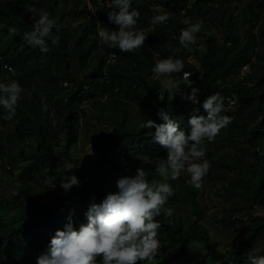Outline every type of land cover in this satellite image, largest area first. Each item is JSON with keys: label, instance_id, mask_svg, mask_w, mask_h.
I'll use <instances>...</instances> for the list:
<instances>
[{"label": "trees", "instance_id": "trees-1", "mask_svg": "<svg viewBox=\"0 0 264 264\" xmlns=\"http://www.w3.org/2000/svg\"><path fill=\"white\" fill-rule=\"evenodd\" d=\"M165 1L173 4L184 20L175 21L174 23L169 20L168 24L165 25V28L168 29L157 25L154 36L162 34L164 36L163 41L171 40V48H174L179 41L171 39L169 30L180 34V30L188 26V21L194 23L197 19L206 18L211 13L212 0ZM61 3L62 0H48L47 4H43L47 5L50 18H55L54 11ZM80 3V0H75L73 9L70 12H61L57 19V22L61 25L60 29H62L63 22L67 21L71 14L77 15L76 11ZM29 5V0H0V36L5 38V43L0 47V79L7 77H1L2 73L11 76V73L2 69V64L5 63L15 68L17 76L13 79L19 80L22 86L23 79L34 75L41 76L44 82L54 86L59 76L60 79L75 83L74 90L65 99H59L58 105H56V115L62 117V129L64 130L63 153L65 157H68L70 150L80 137V120L84 114L79 105L80 99L85 96H90L91 99L97 96L111 98L112 92L117 90L118 85L123 81V76L117 74L114 67H112L116 62L112 65L105 64L107 55L115 52L116 57L121 54L129 61H135L138 64L141 61L138 60V55L120 53L117 49H106L103 56L98 60L97 66L90 73L79 76L74 70L77 68L72 67V62L69 59L71 56L74 59L76 58L77 65L86 63L93 46H81L79 41H76L73 46L80 48L82 53L80 54L77 51V54H71L67 49V42L62 35L58 34L56 28L53 29V36L59 37V44H52L49 40L51 49L49 53L42 54L39 49H33L24 44L21 39L23 28L31 23V16H35V23L39 19L40 13L37 10L32 12ZM133 7L141 11V17L143 15L151 16L155 13L144 1L137 2V0H133ZM245 8L247 12L246 22L250 26L262 10V0H246ZM85 10L84 5L82 11ZM19 11H28V13L25 17H22ZM140 19L138 26L142 28L144 26L140 25ZM94 20L93 17H90V22H94ZM99 22L103 27L107 26L106 18L99 16ZM219 24L222 27L223 38L221 44L212 35L207 34L202 36V50L185 51V54L193 56L202 71V76L198 75L194 66H185V70L187 72L192 71V86L201 89V102L206 98L205 93L222 92L234 97L239 107L245 110H254L260 115L261 120L255 122L249 129V135L245 142L254 152L253 157L257 167L256 177L249 182L251 201L253 205L264 211V23L261 24L258 33L255 34L250 31L243 44L232 14L222 18ZM9 26H16L19 29V34L14 38L8 37L7 29ZM197 35L199 37L200 33ZM156 40V37L149 38L147 47L143 46L141 48V54L148 62L151 61L155 53H161L162 51V44L154 47ZM34 59L38 66L31 68V62ZM43 59L54 60V71L58 69L61 62L64 63V68L61 72L50 71L47 66L42 64ZM244 66H248V69L251 68L252 70L238 82H234L233 78L238 75L240 69ZM45 71L48 73L46 77H44ZM186 81L180 87L190 92L191 88H188ZM134 88H136V85ZM160 88L161 84L156 80L152 87L148 88L143 95H140L137 104L144 109V115L140 117L136 126H132L129 122V114L121 110L119 121L113 123L114 133L107 136L101 133L96 137L94 148L98 154V160L92 165L93 172L84 179L82 177L85 172L79 167L73 166L67 170L63 168V161L56 155L49 132L46 130L47 120H42L38 115L31 114L32 108L26 105V101L19 102L17 115H19L20 120L14 129L16 138L19 144H22L26 138L31 136V131H33L38 142L35 152L30 156H25L22 151L19 153L25 164L15 166L19 186L16 197L13 199H19L24 203L23 213L29 212L31 219L23 222H19L20 219H17L16 222L12 221L9 226L0 228V264H28L30 261L29 254L32 255V260L36 264V257L46 249L54 232L57 229H63L68 222L67 209L74 200L72 191L55 201V207L36 200V190L32 186V181L34 180V174H39V167L43 162H51L48 175L55 177L56 184L65 174H75L80 178L82 190L88 192L91 197L84 209L85 213L92 202V197H95V202L99 203L104 195L110 191L102 185L104 176L131 169L142 160H150L152 165L148 169L154 170L155 161L167 157L166 149L153 140L155 128L141 129L139 127L140 123L147 119H152L158 124L163 123L164 121L160 119L157 112L160 108H164L178 118L180 127L187 131L190 127L188 124L189 116L193 114L195 108H186L180 105L177 90L173 95H169L164 89L161 98L154 96ZM46 90L49 92V87ZM34 95L33 93L32 103H38V108L43 109V106H41L42 99H38ZM43 99L45 100V98ZM196 114L206 115L203 108H200V112ZM180 115H182V118H179ZM209 145L210 142H206V147ZM5 150L0 145V159L7 157ZM206 151L208 156L209 150ZM10 161L12 162L13 159L10 158ZM150 178L159 179L154 172ZM197 193V189L190 188L189 203L192 207L194 220L189 225H186L182 219L173 216L174 223L169 226L166 223V217H158L164 224V227L160 230L159 239L161 240V247L166 248V251L158 255L156 264H211L209 252L199 251L194 246L196 243L206 249L210 247L209 233L199 222L201 213ZM177 203H179V197L175 194L174 197L170 198L167 207L174 206ZM73 220L76 221L78 226V221ZM84 220L85 216L83 214L82 222ZM263 233L264 217L257 216L252 219L251 231L247 238L238 243L234 250L227 254L229 264H247L245 261L246 255L249 254ZM28 243L31 244V252H27L25 249ZM221 264H225V262H221Z\"/></svg>", "mask_w": 264, "mask_h": 264}, {"label": "rangeland", "instance_id": "rangeland-1", "mask_svg": "<svg viewBox=\"0 0 264 264\" xmlns=\"http://www.w3.org/2000/svg\"><path fill=\"white\" fill-rule=\"evenodd\" d=\"M74 1L62 0V3L54 11L55 18L58 19L62 11L70 12L73 9ZM143 1L147 2L150 9L155 11L153 15H143L140 19V25L144 26L141 29L146 31L148 35L144 46L147 47V40L149 38L156 37L157 40L154 47L162 44V51L161 53H155L150 62L144 59L141 49L131 53L139 56L138 60L141 61L140 64L135 61H129L121 56V54L117 56L116 63L112 67H114V71L117 74L123 76V81L118 85V89L112 92L111 98L97 96L91 99L90 96H85L80 99L79 105L84 111L80 120V137L70 150L68 157H65L63 153L64 130L62 129V117L56 115V105H58L59 99H65L74 90L75 83L60 79V76L57 78L55 86L44 82L41 76L34 75L22 80L24 92L22 93L20 102L26 101V105L32 108L31 114L38 115L42 120H47L46 130L49 132L56 155L63 161V168L67 170L73 166L79 167L85 172L82 179L88 177L93 172L92 165L98 160V154L94 148L96 137L101 133L105 136L114 133L113 123L119 121L120 111L128 113L130 116L129 122L132 126H136L140 117L144 115V109L138 106L137 100L148 88L152 87L156 80L160 82L161 88L155 92L154 96L161 98L162 91L165 89L162 80H167L168 78L157 77L152 73L151 69L156 59L166 58L175 53L184 61L185 66H194L195 71L201 77L202 71L199 69L198 64L193 56L185 54V51H192L193 49L202 50V36L207 34L212 35L221 44L223 37L219 21L222 18L230 14L234 16L242 44L247 39L250 31H253L255 34L258 33L261 24L264 23V0H262V10L257 14L255 22L250 25L252 27L246 22V0H212L211 13L202 19L203 24L199 32L200 36L198 37L197 44L191 46V50L185 49L180 43L171 48V40L163 41L164 36L162 34L154 36L157 25L153 26L151 19L154 15L159 14L157 8L160 12L164 10L171 12L173 14L170 19L172 23L184 20L183 16L173 4H169L165 0ZM143 1L137 0V2ZM29 2V9L35 8L38 12H48L47 5H43L47 4L48 0H29ZM83 6L84 3L81 1L76 11L77 15L71 14L68 20L63 22L62 29L58 30V34L62 35L63 39L67 42V49L71 54H77V51L80 54L82 53L80 48L73 46L76 41H79L81 46H93L86 63L77 65L76 58L74 59L71 56L69 59L72 62V67L77 68L74 70L79 76L90 73L97 66L98 60L103 56V52L106 49L113 50V48L102 45L96 35L97 28L103 27L101 22H99V16L106 18V28L111 29L116 27V25L108 22V4L98 6L94 12H90L87 9L82 11ZM19 13L22 17H25L28 11H19ZM90 17L95 19L94 22H90ZM30 20L31 23L22 30L23 34L33 30L35 16H31ZM165 25L161 26L165 28ZM169 32L172 40L179 41L180 34H176L172 30H169ZM4 43L5 38L0 36V47ZM117 50L119 51V49ZM42 64L53 72H61L64 68V63L61 62L58 69L54 71V60L43 59ZM36 66L38 65L34 59L31 62V68H35ZM250 70L252 69L249 68L242 71L240 69L238 75L233 78V81L238 82ZM184 71L187 72L185 68ZM189 72L191 73L190 81H192V71ZM47 74V71H45L44 77ZM2 76L9 77L10 75L2 73ZM180 77L181 74H173L171 78L178 79ZM65 83H67V86H65ZM186 84L189 86L188 81H186ZM135 85L136 88H134ZM47 87H49V92L46 90ZM177 91L178 103L180 105L186 108H202L201 105H194L182 98L180 93L186 92L185 88L180 87ZM33 93L38 99L45 98L48 105L47 111L44 108H38V103H32ZM220 93L225 97L224 103L228 109L226 114L233 116L234 119L232 124L222 130L216 140L210 142V145L206 147V150H209L206 158L211 161L212 167L209 175L204 180V187L198 190L197 200L201 213L199 222L209 233L210 247L206 249L204 246L194 244L199 251L209 252L211 264H221V262L229 264L227 254L232 252L238 243L247 238L251 231L252 219L257 216L264 217V211L258 206L253 205L251 201L249 182L256 177L257 167L254 162V152L245 142L249 135V129L255 122L261 120L260 115L254 110H245L239 107L234 97H230L228 94L226 95L222 92ZM205 94L206 97L210 95L208 93ZM3 116L4 110L0 109V145L6 149L5 153L7 154L6 158L0 159V200H3L0 202V228L9 226L12 221L16 222L17 219H20L19 222L31 219L29 212L23 213L25 208L24 203L19 199H13L16 197L19 186L15 166L25 164L20 158L19 153L22 151L25 156H30L35 152L38 142L35 133L31 131V136L26 138L24 143L19 144L14 132L15 125L20 120L19 115H16L12 121L5 120ZM179 118H182V115ZM233 138L235 141L232 140ZM10 158L13 159L12 162ZM50 165L51 162L49 161L41 164L38 171L39 174H34L32 186L36 190V200L38 202L55 207V201L66 194L59 184L63 177L56 184L55 177L48 175ZM151 165L152 162L150 160H142L131 169L104 176L102 185L110 191H115V181L117 178L123 175L134 174L138 167L149 168ZM172 184L175 188V194L179 197V203L171 206L174 211L173 216L182 219L186 225H189L194 220L192 207L189 203L190 188L192 187L190 177L187 173H184L178 180L173 181ZM70 191H72L74 200L67 209V216H71L80 223L83 220L84 209L91 197L88 192L82 190V185L80 187L74 186ZM255 247L262 250L257 254H264V233L251 251ZM31 248L30 243L26 244L25 249L27 252H31ZM165 251L166 248L161 247L159 254ZM28 258L30 259L28 264H34L32 255L29 254ZM245 261L249 264L248 255H246Z\"/></svg>", "mask_w": 264, "mask_h": 264}, {"label": "clouds", "instance_id": "clouds-1", "mask_svg": "<svg viewBox=\"0 0 264 264\" xmlns=\"http://www.w3.org/2000/svg\"><path fill=\"white\" fill-rule=\"evenodd\" d=\"M107 4L108 22L116 27H98L96 35L100 43L119 49L120 53H134L143 48L148 35L138 26L141 11L133 7V0H107ZM30 10L34 12L35 8ZM157 11L159 14L151 19L153 26L165 25L172 18L169 11L160 12L158 8ZM187 23L188 26L180 30L179 43L191 50V46L197 44V34L203 22L197 19L194 23ZM60 27L57 19L50 18L49 12L41 11L33 30L25 32L21 39L24 44L47 54L51 51L49 40L52 44H59V37L53 36V29L59 30ZM7 34L14 38L19 29L9 26ZM111 57L114 60L116 53H111ZM5 68L11 76L0 79V109L4 110L3 118L12 121L17 115L24 88L19 80L13 79L17 76L15 68L8 65ZM184 68V61L173 53L156 59L151 71L157 77L168 78L162 83L169 95L187 80L191 91L180 95L194 105H201L206 115H197L200 107L195 108L189 116L187 131L180 127V120L164 108L157 112L163 123L158 124L152 119L141 122V129L155 128L153 140L166 149L167 157L157 159L154 170L141 166L134 174L117 178L116 190L108 191L99 203L92 197L84 213V222L77 226L69 216L63 229L54 232L46 249L36 257V264H156L161 250L160 230L164 227L158 217H166L169 226L174 223V211L167 207L170 198L175 196L171 182L187 173L194 189L204 187V180L212 167L206 158V142H214L234 119L226 114L225 97L220 92L208 95L201 104V89L192 86L191 73L185 72ZM173 74H181V78L172 79ZM41 103L47 111L48 105L43 98ZM153 172L159 179L150 178ZM59 184L67 194L74 186L80 187L82 181L75 174H65ZM261 251L255 247L249 252V264H264V254H257Z\"/></svg>", "mask_w": 264, "mask_h": 264}, {"label": "built area", "instance_id": "built-area-1", "mask_svg": "<svg viewBox=\"0 0 264 264\" xmlns=\"http://www.w3.org/2000/svg\"><path fill=\"white\" fill-rule=\"evenodd\" d=\"M84 3L85 7L87 10H89L90 12H94V10L98 7V6H102V5H107V0H80ZM146 32V31H145ZM117 57H115V59L113 60V58L111 57V53L107 55L106 59H105V64L106 65H112L116 62ZM5 63L2 64V69L7 71V68H5ZM248 69V66H244L241 68L242 70Z\"/></svg>", "mask_w": 264, "mask_h": 264}]
</instances>
